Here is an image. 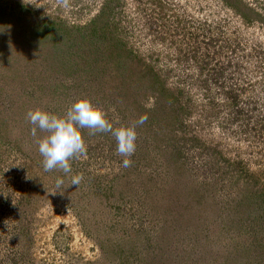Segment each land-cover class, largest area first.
<instances>
[{
  "label": "rangeland",
  "instance_id": "rangeland-1",
  "mask_svg": "<svg viewBox=\"0 0 264 264\" xmlns=\"http://www.w3.org/2000/svg\"><path fill=\"white\" fill-rule=\"evenodd\" d=\"M80 99L148 117L131 167L44 171L26 113ZM0 264H264V0H0Z\"/></svg>",
  "mask_w": 264,
  "mask_h": 264
},
{
  "label": "clouds",
  "instance_id": "clouds-1",
  "mask_svg": "<svg viewBox=\"0 0 264 264\" xmlns=\"http://www.w3.org/2000/svg\"><path fill=\"white\" fill-rule=\"evenodd\" d=\"M146 115L141 116L133 126L114 127L108 120L106 113L94 106L90 100L80 99L74 102L64 116H58L42 109L29 110L26 120L32 125V135L37 130L45 131L47 136L38 141V151L42 156L44 171L62 170L64 174L72 171L71 161L84 156L87 147L82 135L83 129H89L90 134L110 133L116 140V152L123 157L121 166H132L131 159L136 151L137 131L139 125L147 121ZM82 175L72 177L71 186H79ZM64 184L58 178L57 189Z\"/></svg>",
  "mask_w": 264,
  "mask_h": 264
}]
</instances>
